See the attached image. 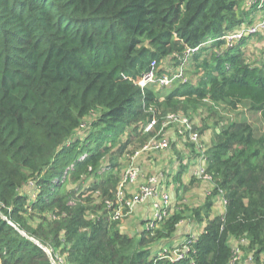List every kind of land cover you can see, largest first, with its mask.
<instances>
[{
  "label": "trees",
  "instance_id": "trees-1",
  "mask_svg": "<svg viewBox=\"0 0 264 264\" xmlns=\"http://www.w3.org/2000/svg\"><path fill=\"white\" fill-rule=\"evenodd\" d=\"M259 9L264 0H0V264H52L30 238L63 258L59 264H231V237L245 238L259 263L264 131L256 134L247 120L227 122L203 149L212 189L189 210L190 220L205 224L184 259L151 251L176 232L183 211L137 239L113 219L114 155L140 133L143 146L166 114L247 103L264 122V57L248 61L249 36L218 39L255 22ZM196 47V82L175 80L165 95L134 83L153 61L176 67ZM154 117V131L143 132ZM218 195L225 211L212 216Z\"/></svg>",
  "mask_w": 264,
  "mask_h": 264
},
{
  "label": "rangeland",
  "instance_id": "rangeland-1",
  "mask_svg": "<svg viewBox=\"0 0 264 264\" xmlns=\"http://www.w3.org/2000/svg\"><path fill=\"white\" fill-rule=\"evenodd\" d=\"M263 11L264 9H259L258 11H256V15L259 16ZM253 17L256 19L255 16ZM242 47L249 62L254 64L259 63L264 57V31L247 37ZM166 66L173 67L172 65H170L169 59H165L162 63V66H158L156 71H159ZM197 77L198 76L194 73L192 62L189 58L185 66V80L196 82V80L198 79ZM171 86L172 85L164 86L163 88H161L162 94H167L171 89ZM184 116L193 121V125H195V128L200 134V139L198 142L199 147L200 149L204 150L211 143V139L213 138L215 131H218L224 124L233 119L247 120L254 128L256 134H261L264 131V122L260 118L259 113L251 110L247 103L240 104L235 110L229 109L225 104L212 105L210 103H207V105H199L195 111H190L188 114L184 113ZM87 121L88 119H85V123L84 125H82L80 132H87V127L85 125ZM202 129L203 131L201 132ZM180 130L181 127L177 123L166 122L160 126L159 131H155L153 133L152 136L156 135L159 132V138L168 139V147L161 150H155L151 148L143 150L144 145L139 147L142 137L141 133L139 132V135H134L132 137V144L123 152V154H115L114 159L117 163L115 171L120 177V180H122L125 173L132 168L137 169L139 173V184L148 183L150 177H163L164 183L169 184V194H171V202L169 205L170 212L172 213L175 210L184 212L183 219L179 224L181 230V227L190 220L189 210L201 206L209 195L208 191L210 192L212 188H209V186H207V183H205V187L203 186L204 188L202 195L195 196V193L191 194V191H188V189H190L188 187H192L196 183V181H198V184H195V186L199 187V185L202 183L200 179H193L191 182H188L189 184L187 186L181 183V177L184 175L183 172L186 173L187 167L189 165L188 163H190L189 161L193 160L191 164L193 163V165H196L199 160L198 157L194 158L195 156H197L196 150L194 152V148L190 146L191 142L184 140V134H182ZM107 160L109 159L105 160V162L103 163V167L107 164ZM181 169L183 170V172L179 176ZM172 180H175L176 185L175 182H173V185H171L170 182ZM204 182L207 181L204 180ZM88 183L89 180L84 183V186H87ZM137 188L138 187H136L135 191L132 192L126 186H123L119 190L120 194L117 195V202H121V210H123L124 208L129 209L126 203L137 192ZM26 190L29 191L28 188ZM107 205L110 206L111 204L107 203ZM153 211L154 210H152V212ZM149 216H151V214ZM146 220L147 219H145L144 221L141 216H133L132 212L127 213L120 218V229L123 231H127V233L137 239L139 237V234L143 230L147 229ZM192 221L195 222L194 220ZM204 224V222L199 223L197 231H201L204 227ZM195 229L196 227H194V230ZM175 237H177V233L172 234L168 239H161L156 241L151 245L152 253L159 254L163 253L166 249H169L172 246V242ZM230 245L231 247L235 246L236 242L231 243ZM46 250L47 252H50L51 249L46 248ZM62 259L63 258L58 261H55L54 259V264L61 263L63 261ZM262 260H264V258H262ZM240 261L241 264H246L249 261L248 254L244 253ZM251 262H253L251 264H258L254 257Z\"/></svg>",
  "mask_w": 264,
  "mask_h": 264
},
{
  "label": "built area",
  "instance_id": "built-area-1",
  "mask_svg": "<svg viewBox=\"0 0 264 264\" xmlns=\"http://www.w3.org/2000/svg\"><path fill=\"white\" fill-rule=\"evenodd\" d=\"M264 31V11L260 14V18L256 19L255 22L247 25L244 24L241 27H239L236 31L234 32H229L226 33L225 35L219 37L218 39L225 40L226 43H233L236 41H239L243 37L247 36H252L257 33H260ZM209 42H212L211 40ZM199 47H196L194 49H187L185 51L184 57L180 64L176 67H171V66H166L163 68V72L159 75L157 68L158 66L156 63L153 61L150 64V67L147 71H145L140 77H137L134 80V83L139 85L142 90H144L147 86L149 85H155L158 88L159 87H164V86H169L172 85V83L175 80H178L180 82H185V66L187 61L189 60L190 56L198 49ZM157 120L156 118H152L143 128V132H153L154 127L156 124ZM177 123L181 127V133L187 134V139L189 142L193 143L196 145L198 152L200 153L199 156V165L195 171V175L198 176L200 179L205 180L207 182L212 183V178L211 176L207 173L206 171V159L203 154V149H200L199 147V139L200 135L197 131L194 130L193 127V121H191L189 118L184 116L181 113H168L164 117V123ZM159 135V132L150 137L149 140H147L144 143L143 150L151 148L155 150H161V149H166L168 147V139L167 138H157ZM139 173L137 169H130L127 171L123 177L122 180H120L118 189H117V195H119V190L125 186L127 183H133L138 180ZM157 184V178L156 177H150L148 180V183L140 185L137 192L133 195V197L127 201V207L130 208L133 207L135 204H140V203H145L146 201L153 199V197L156 195V190H155V185ZM211 192V190H210ZM208 191V194H210ZM161 203H154V212L151 217V219L148 220L147 222V229H153L156 228L157 225L169 215L168 212V205H169V195L166 191H163L161 193ZM121 199V198H120ZM122 200V199H121ZM116 204L119 205V207L115 210L113 214V219H119L122 216H124L123 211L121 210L122 208L120 207L121 202H117ZM223 204L226 205V200L223 197ZM196 235H189L185 241L178 247H174L172 249H166L163 253H159L158 255L161 256L162 258H168L172 261H178L181 259H184L189 250L190 246L195 240ZM239 244L232 246L233 250V255L230 260L231 264H241L240 259L243 256V247L247 245V240L245 238H239ZM245 244V245H244ZM244 245V246H243ZM243 246V247H242ZM253 260V257L249 258L250 262ZM191 264H193V261H191ZM259 264H264V261H260Z\"/></svg>",
  "mask_w": 264,
  "mask_h": 264
},
{
  "label": "crops",
  "instance_id": "crops-1",
  "mask_svg": "<svg viewBox=\"0 0 264 264\" xmlns=\"http://www.w3.org/2000/svg\"><path fill=\"white\" fill-rule=\"evenodd\" d=\"M197 153H198V151H197ZM199 156L200 155L195 156L194 158L198 157V160H199ZM192 161L193 160H190L189 161L190 163H188L189 165L187 167L186 173L183 172L184 175L181 177V183L184 184L185 186H187L189 184L188 182H191L193 179H200L198 176L195 175V171H196V169L198 167V164H200V163L198 161L196 165L195 164L193 165V163L191 164ZM156 178H157V184L155 185L156 195L153 197V199H150V200L146 201L145 203L135 204L132 207V210L130 208L131 212L133 213V216H141L144 221H145V219H147L146 222H148V220L150 219V217L153 215V212L154 211L152 212V210H154V203L155 202H157L159 204L161 203L160 196H161V193L163 191H166L168 193V195H169V205H170V202H171V194H169V192H170L169 191L170 190L169 189V184L164 183V179H163L162 176H159V177L156 176ZM138 180L135 181V182H133V183H127L125 186L130 191L133 192V191H135V188L136 187L139 188L140 185H143V183L142 184L141 183L139 184V181ZM200 180L202 181V183L199 185V187L195 186V184H198V181H196V183L192 187H190V186L188 187V188H190V189H188V191H191V194L192 193H195V196H201L202 195L203 188L205 187V183H207V186H209V188H212V183L211 182H204V180H202V179H200ZM173 182H175V180H172L170 182L171 185H173ZM175 185H176V182H175ZM137 189H136V191H137ZM169 205H168V209L167 210L170 213ZM225 206L226 205L223 204V196L222 195L216 196L215 197V200H214V205L212 207V214L211 215L214 216V215H221V214H223L224 211H225ZM130 210H129L128 213H131ZM149 213L151 214V216H149L150 215ZM198 224L199 223H197V222H193L192 220H189V222H186L185 225H183L181 227V230H180V227L178 226V228H177V230L175 232V233H177V237H175L173 239V242H172L173 244H172V246L169 249H172L174 247L180 246L185 241V239L189 235H191V234L192 235H198L199 232H200V231H197ZM125 227H126V225H125ZM194 227H196L195 230H194ZM126 230H129V229H126ZM125 232H127V231H125ZM239 240H240L239 238L237 239V238L231 237L229 239V244L236 242V245H237V244H239ZM242 249H243V255H244V253H246V254H248V257L249 258L250 257H253L251 255V253H248L244 248H242ZM262 258H264V254L261 255V259H260L261 261H264V260H262ZM251 261L250 262H247L246 264L253 263Z\"/></svg>",
  "mask_w": 264,
  "mask_h": 264
},
{
  "label": "water",
  "instance_id": "water-1",
  "mask_svg": "<svg viewBox=\"0 0 264 264\" xmlns=\"http://www.w3.org/2000/svg\"><path fill=\"white\" fill-rule=\"evenodd\" d=\"M0 210H1V206H0ZM30 239H31L32 241H34L35 243L39 244V246H40L41 248H43V249L47 252L46 248H45L43 245H41L38 241H36V240L33 239V238H30ZM47 253H48V255H49L50 259H51L52 264H54V259L52 258L51 253H50V252H47Z\"/></svg>",
  "mask_w": 264,
  "mask_h": 264
}]
</instances>
